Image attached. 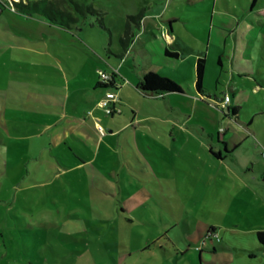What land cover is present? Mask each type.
Instances as JSON below:
<instances>
[{
	"label": "rangeland",
	"instance_id": "obj_1",
	"mask_svg": "<svg viewBox=\"0 0 264 264\" xmlns=\"http://www.w3.org/2000/svg\"><path fill=\"white\" fill-rule=\"evenodd\" d=\"M11 1L18 0H0L8 9L15 8ZM77 1L110 10L111 39L96 23L85 22V32L77 35L78 29L50 30L36 17L20 29L26 38L16 37V14L0 11V33L11 35L13 43L24 45L28 52L27 56L4 52L13 69L10 73L0 70L5 83L0 90V264H201L198 253L208 242V222L218 226L217 235L210 236L216 242L212 256L216 261L222 263L229 256L236 259L233 264H264L261 257L250 258L249 253L240 251L239 242L232 245L228 237H222L226 227L232 230L233 240L248 246L253 241L249 231L256 228H250L249 223L264 224V147L247 132L260 131L258 139L262 140L264 115L256 117L262 121H255L249 129L234 122L231 129L229 122L219 123L220 110L198 107L201 110L197 112L189 100L183 102L184 113L191 116L181 119L180 125L163 101L148 107L147 99L134 91L133 79L128 77L124 80L125 98L120 101L116 93L115 99L123 116L104 117L105 108L100 104L104 93L100 95L95 86L108 80L99 78V73L120 79V64L124 72L133 65L139 67L134 53L121 62L123 50L116 30L123 26L125 15L135 14L145 0ZM177 1L178 7L171 9L184 19V23L180 21L182 38L193 43L190 39L195 42L196 38L188 28L202 19L191 20L187 11L202 7L192 6L188 0ZM51 2L78 15L71 0ZM116 6L121 12L115 11ZM203 20L209 22L210 51L216 57L222 50L237 59L235 50H244L245 56L238 61L249 64L247 51L254 60L250 73L242 75L231 72L230 63L218 73L209 66L204 80L211 83L204 82V86L212 90L217 84L218 90L226 92V83L233 89L246 88V105L256 106L255 98L260 95L253 98L250 93L257 79L264 80L263 39L254 45L256 55L252 49L235 47L227 32L210 26V17ZM155 31L166 41L160 30ZM143 32L142 27L136 37L143 38ZM4 53L0 52V57ZM158 68L187 90L180 75L174 77L167 68ZM192 70L195 79V67ZM222 102L221 108L229 116L230 97L226 104ZM57 116L58 120L51 121ZM90 118L98 125L92 127ZM47 125L53 128L49 131ZM193 125L220 135V131H231L225 139L229 152L234 149L233 156L217 167L209 162L208 145L206 151L193 149V155L182 149L186 137L179 131L181 127L204 142ZM126 193L128 200L123 197ZM198 202L203 205L194 215L192 209ZM185 221L189 223L188 237L183 231ZM160 249L168 253L163 256Z\"/></svg>",
	"mask_w": 264,
	"mask_h": 264
},
{
	"label": "crops",
	"instance_id": "obj_2",
	"mask_svg": "<svg viewBox=\"0 0 264 264\" xmlns=\"http://www.w3.org/2000/svg\"><path fill=\"white\" fill-rule=\"evenodd\" d=\"M41 0H25L26 2H38ZM52 1V0H50ZM63 1V0H59ZM239 5H236L232 0H188V3L192 6L202 8H197L196 12L187 11L191 15V20L194 21V19H202L201 23L199 25H194L191 28H188L191 31V34L193 35V38H196V41L191 38L190 41H193V43H189L188 41H184L182 38V30L180 28V21L184 23V19L182 16H179V14L174 15V12L172 11V8H177L178 5L176 4L177 0H145V4L142 5L140 8H138L137 12L135 14H126L124 17L123 26L118 28L116 32L118 33V44H119V38L121 34L124 31L125 28V19L128 15H136L140 11L143 14V17L139 23V26H132L131 27V33H132V43L129 45L127 50H123V54L121 55L122 61L121 62H127L133 55H136V59L134 57V61H137L139 64V67L133 65L132 69L130 71H123V64L119 65L118 72L120 73V79L115 78V82L119 81L118 85H115L114 89L115 92L120 94V101L121 99L125 98L126 94L124 93L127 84H124V80L127 81L128 77H131L133 80L130 81V84L133 86L134 91L138 92V94L141 95L142 98L147 99L146 104L148 107L150 105L155 104L153 102L160 100L163 101L165 104V107H167L172 113H174L175 121L181 125V119H185L187 116L184 113L185 104L183 102H192L195 103L194 110L199 111L200 108H216L220 113L219 123H222L221 121H227L229 122V126L231 129H234L233 124L241 123L245 126L252 127L255 124V121H262L261 119H256V117L264 115V80L263 79H257V83L253 90L250 93V96L254 98V95H260V98H255L256 106L249 108V106L246 105L245 99L248 98V92L246 88H230L228 84L227 86L228 92H226L223 88L221 90H218L217 84L212 85L213 88L210 90L209 88H206L204 86V82L211 83V81H203V86L206 90V93L200 97V95L195 90V79H193V70L192 67H195L196 61L198 59H203L205 62V74L207 73V70H209V66L212 67V70L216 73H218L219 69L226 70L228 67V64L230 63V67H228L231 72H236L239 75L250 73V65L254 61L250 52L247 51V54L250 58L249 64H243L242 62L238 61V58L245 56L244 50L238 51L235 50L236 53L239 55L237 59L231 58L230 56H227L223 53L222 50H219L220 56L216 57V54L214 55L210 51V44H209V34H208V20L204 21L203 17H210V26L215 27L219 29V31H225L227 34L233 39V44L235 47H244L248 49H252L253 52L257 55L258 49L255 48V44L259 39H263L264 41V0H262V3H258V0H236ZM71 2L83 5L78 2L77 0H71ZM90 6L97 12H99L101 17L96 16L95 14H88L87 11L84 9L85 7ZM59 8V5L57 6ZM84 15H73L74 17L78 18V22L71 24L68 28L64 29H78L77 35L83 34L85 32V27L83 26L85 22L92 23V24H98L102 30L109 33L110 39L112 37V30L110 26L108 25L107 21H111L112 19L108 18L109 9L106 8V6H103L99 4L98 6H94L93 4L86 3L82 6ZM180 7H183L180 5ZM116 12H121L120 7L116 6L114 7ZM8 10L12 14H16L15 16V28L19 30V32H14V36L16 37H23L26 38V34L21 33L20 29L24 26L25 23H28L30 20H35L34 18H38L41 20V22L47 27L50 28V30H57L60 26L50 24L48 20H46L43 16H40L38 14H33L29 16L21 15L16 12H12L10 9H8L3 3L0 2V11ZM21 16L25 18H21ZM152 18L154 19V22H150L148 19ZM179 24V25H178ZM186 24V23H185ZM74 25V26H73ZM143 27V38L136 37V34H138V31ZM5 28V27H4ZM14 30V28H13ZM155 30H160L163 37H165L166 41L162 39L158 33ZM66 31V30H65ZM203 32H206V36H203ZM141 35V36H142ZM74 36V35H73ZM140 36V37H141ZM167 42V43H166ZM203 43H204V49L203 50ZM120 45V44H119ZM208 47V50H207ZM236 48V49H237ZM264 49V48H263ZM6 51H14L18 54H22V56H27L28 52L27 49L24 47V45H16L13 43V40L11 38V35L6 33H0V52H6ZM41 51V49L37 50ZM166 51L170 53H176L177 56H171L170 54H167ZM264 51V50H263ZM209 53V54H208ZM249 53V54H248ZM192 54L195 55V62ZM137 55L140 56V60H138ZM255 58V55L253 56ZM8 55L4 53L0 57V70H2L4 73L8 72L13 69L12 66L8 63ZM210 59V61H208ZM185 60H187L190 64L186 65ZM19 62V61H18ZM25 65V63H24ZM163 66L167 68L170 72H172L174 77H177L176 74L180 75L183 83L185 84L187 90L184 92L181 88L180 84L172 80L170 77H168L161 68H158V66ZM72 69V67H69ZM148 72H154L158 73L162 76H165L172 81H174L176 84L179 85L181 88V93L174 94V93H164V94H144L139 88L138 83L140 79L143 77L144 74ZM196 73V72H195ZM204 74V76H205ZM0 75V90H4V81L1 80ZM234 77V76H232ZM98 83V82H97ZM95 91H98L100 95H103V89L98 88L97 84L95 86ZM228 95L230 97L229 104L232 108H238L236 111V114H233L232 111H230V115H226L225 111L221 108V102L223 101V96ZM184 97V99H183ZM133 99V98H132ZM131 99V100H132ZM150 100V101H149ZM193 100V101H191ZM135 99H133V104L135 103ZM152 102V103H151ZM135 105V104H134ZM161 105V104H160ZM163 107V106H162ZM138 109V107H135V110ZM246 109L247 111L243 114L242 110ZM139 113V112H138ZM135 115L134 111L130 112V116L133 117ZM121 118L122 112L119 115H114L113 117H110L111 119H114L115 117ZM189 115L187 118H189ZM231 116H235V120L231 119ZM66 117V116H65ZM193 117V116H192ZM59 117L57 116L56 119H52L51 121L58 120ZM93 118L89 119V124L94 127L95 120H92ZM256 119V120H255ZM185 121V120H184ZM223 121V122H224ZM174 122V124L177 126L178 124ZM234 122V123H233ZM117 123V122H115ZM187 123V121H186ZM260 124V123H259ZM264 128V122L261 123ZM132 127V123L130 124ZM191 125H186L188 130H193ZM197 127L200 131H197L198 135L201 136L202 140L204 142H198L190 134L186 132V129H183L181 127L179 131L181 132L182 136L186 137L184 139V144L182 146V149L184 148L187 152H189L191 155H193L194 150L197 149L200 152L206 151V146L208 145L207 151L209 152L210 157V164L214 166H220V164H223L224 161L231 158L233 156L234 149H232V152H229V143L226 141L225 136L228 135L231 131H220L222 134L219 133H213L212 131H205L206 127L202 128L198 125H193ZM46 128L50 131L53 127L50 125H47ZM120 128V127H118ZM183 129V130H182ZM205 129V130H204ZM245 129H247L245 127ZM249 129V128H248ZM204 130V131H202ZM112 131V130H109ZM194 132V131H192ZM196 132V131H195ZM219 132V131H217ZM250 133L252 137L261 145L264 147V131H263V138L262 140L258 139V133L260 131H247ZM258 132V133H257ZM236 134L239 132L236 131ZM261 133V132H260ZM1 134V131H0ZM196 134V133H195ZM216 134V136H215ZM245 137V136H244ZM209 141V142H208ZM182 151V150H181ZM179 190V189H178ZM181 192V190H179ZM131 195V194H130ZM125 196V197H124ZM129 194H123V197L125 199H129ZM192 210L194 211V215L198 214V211L200 209V206L203 205V203L198 202ZM150 205V204H148ZM207 206V205H206ZM122 207V206H120ZM197 207V208H196ZM156 213V210H153ZM191 212V211H190ZM204 213V212H203ZM187 213L186 215H188ZM157 216V215H156ZM157 220V218L155 219ZM196 220V219H195ZM230 225L232 227H236L229 221ZM189 223L186 221L183 224V231L185 232V236H189ZM241 227L243 228V224L240 222ZM250 228H255V230L249 231L252 233L253 241L249 243L248 246H245L242 241L233 240V234L232 230H228L226 227L223 228V236L222 237H228V242L232 245H234V241L239 242L240 244V251L249 253L250 258L254 257H261L264 262V247L257 241L256 234L259 231H264V224H252L249 223ZM210 229H213V233L216 234L218 230V226L213 222L209 223L206 227V230L209 231ZM244 229V228H243ZM217 235V234H216ZM230 235V236H227ZM186 242H188L190 245L194 244L190 239H186ZM218 242V241H217ZM215 241H208L204 243L202 246H200L199 249V260L201 264H233V262L236 260L234 257L230 258L229 256L226 257L222 263L216 261L212 256L216 252L215 247ZM6 246V245H5ZM209 247H211V251L209 250ZM245 247H248L250 249L254 250H248ZM253 247V248H251ZM223 249V247H221ZM6 249V247H5ZM161 254L163 256L168 253L165 250L160 249ZM2 255H5V252L3 251ZM5 257V256H4ZM244 257H239V259H243Z\"/></svg>",
	"mask_w": 264,
	"mask_h": 264
},
{
	"label": "trees",
	"instance_id": "obj_3",
	"mask_svg": "<svg viewBox=\"0 0 264 264\" xmlns=\"http://www.w3.org/2000/svg\"><path fill=\"white\" fill-rule=\"evenodd\" d=\"M12 2V1H11ZM14 5V11L19 13L21 15L29 16L33 14H38L40 16H43L48 22L54 25H58L62 28H68L71 24L78 22V18L74 17L70 12H67L59 7H57L55 4H52L50 0H41L38 2H26L22 3L20 0H18L16 3H13ZM77 13L79 15H84L83 7L78 4H73ZM88 14H95L96 16L101 17L102 14L91 8L90 6H87L84 8ZM143 17L142 12L140 11L136 15H128L125 19V28L123 33L121 34L119 38V44L123 48V50H127L129 45L132 43V33H131V27L132 26H139V23ZM167 54H170L171 56H177L176 53H170L166 51ZM195 72H196V78H195V90L197 93L202 97L206 90L203 86L204 81V74H205V62L203 59H198L196 61L195 65ZM100 78V76H99ZM114 82L115 78L113 75L109 76L108 82L106 83H100L98 81L97 87L103 89V93L107 90L114 89ZM138 88L144 93V94H164V93H174L179 94L181 93V88L178 84H176L171 79L162 76L158 73L154 72H148L143 75V77L140 79L138 83ZM114 111L110 112L109 114L102 111L104 117H113L114 115H119L120 112L118 111V105L113 104ZM238 108H232L231 111L233 114H236V111ZM246 128H249V126H245ZM213 233V229H210L207 232V235H210ZM257 241L264 247V231H259L256 234ZM109 264H118L117 262H112Z\"/></svg>",
	"mask_w": 264,
	"mask_h": 264
},
{
	"label": "built area",
	"instance_id": "obj_4",
	"mask_svg": "<svg viewBox=\"0 0 264 264\" xmlns=\"http://www.w3.org/2000/svg\"><path fill=\"white\" fill-rule=\"evenodd\" d=\"M10 3H12V2H10ZM11 11H14V8H11L10 9ZM99 76H100V78H105V79H109V76H107L104 72H100L99 73ZM118 85V84H117ZM116 99V92H115V90H107V91H105V93H104V95H103V97H102V99H101V102H100V104L102 105V106H104V112L105 113H107V114H109L110 112H112V111H114V106H113V104H116L115 103V100ZM229 101V96L227 95L226 97H225V99L223 100V102L226 104L227 102ZM222 102V103H223ZM224 105V104H223ZM98 122L97 121H95V125L97 126L98 124H97ZM213 235H216L215 233H212ZM212 234H210V235H207L206 236V239H208V241H211L210 240V236L212 235Z\"/></svg>",
	"mask_w": 264,
	"mask_h": 264
}]
</instances>
